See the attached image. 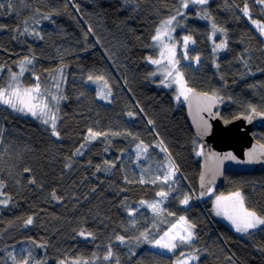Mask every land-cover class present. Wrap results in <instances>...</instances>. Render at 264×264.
Segmentation results:
<instances>
[{
  "label": "trees",
  "instance_id": "obj_1",
  "mask_svg": "<svg viewBox=\"0 0 264 264\" xmlns=\"http://www.w3.org/2000/svg\"><path fill=\"white\" fill-rule=\"evenodd\" d=\"M184 1L189 0H0V85L18 74L25 57L32 63L17 75L21 86L50 87L58 75L61 83L54 108L58 136L51 121L0 104L6 199L0 203V264H23L6 255L20 243L32 245L44 264H90L108 245L111 264H175L181 253H193L195 264H264V226L237 233L213 215L212 196L198 195L200 144L187 123L184 97L173 98L150 62L157 27L179 12L174 33L192 38L184 53L176 49L184 88L219 97L224 119L252 108L264 113V35L253 23L264 25V4L190 0L182 7ZM222 42L226 47L214 51ZM90 75L102 76L108 87ZM109 88L111 95L100 99ZM89 129L102 135L86 139ZM253 137L264 144V127ZM139 144L147 151L137 156L133 149ZM166 157L178 171L150 219L161 233L184 216L196 236L169 254L137 244L144 222L134 223L127 210L160 198L155 175ZM213 190H239L245 206L264 215L263 171H227ZM186 195L189 205H180ZM29 217L32 223L26 224Z\"/></svg>",
  "mask_w": 264,
  "mask_h": 264
},
{
  "label": "snow or ice",
  "instance_id": "obj_2",
  "mask_svg": "<svg viewBox=\"0 0 264 264\" xmlns=\"http://www.w3.org/2000/svg\"><path fill=\"white\" fill-rule=\"evenodd\" d=\"M193 3H199V4H206L208 0H192ZM259 4H264V0H256ZM2 6V5H0ZM187 4H182V7H187ZM244 12V15H248V8L247 4L245 5L244 9L242 10ZM177 14H180L179 12ZM175 16H172L169 19H166L161 22L160 27H157L156 34L152 37L153 41L162 42V36H169V32L171 31L170 26L172 25L173 21L175 20ZM45 19H48V17H45ZM254 24L258 25V28L260 30L261 35H264V25L258 24L257 21H253ZM213 29L222 31L220 29H216V25L213 24ZM36 35H39V33H36ZM169 39L171 37L169 36ZM185 47H187L189 42H192V38L190 36L183 37ZM226 47V43L222 42L221 44L216 45V51L217 49H223ZM168 53L172 58L169 59V64L172 66L173 70L175 71V76L177 78V83L182 84L183 83V77L182 74L179 72L178 69L175 68V65L179 63L178 60H176L175 57V48L169 47L167 45L164 46V48L161 50V56H164L165 53ZM195 59H199L198 57ZM153 64H160V60H150ZM31 64L32 60L25 57L23 61L20 62L21 64V74H23L24 68L23 65ZM168 76L173 75V71H169L167 73ZM37 81L39 80V77L36 78ZM88 79L90 81H103L104 87L107 88V81L104 80L102 76H96L93 78V76H89ZM11 80L13 83H15V87H13V83H10L7 88L0 89V104L7 105L11 109H13L16 112L25 113V114H31L33 117L37 118H43V123L48 124L49 121H51L52 126V135L58 136L59 133L56 131V120L57 116L55 113L52 112L49 104L42 100L43 93L41 92V88L39 83H37L34 87H28V88H21L18 83V77L16 74H13L11 77ZM167 86V85H166ZM191 89L182 88L181 94H185L186 92H190ZM111 95V89L109 88L107 93L105 94H99L100 99H105L106 96ZM61 99L63 97H60ZM53 100H57L56 96H52ZM210 101L215 102L216 99H219V97H209ZM210 110V109H209ZM251 111L253 113H256V109L252 108ZM259 115L264 116V113H257ZM129 116L132 115V113H128ZM149 123H152V121H149ZM102 135L101 133L93 132L91 129H89V136L86 137V139H95L97 136ZM83 147V145H81ZM138 149H143L145 152L147 151V147L139 144L137 145ZM162 151L167 152L166 148H162ZM76 154H80L79 149L77 150ZM198 155L200 153H197ZM224 159H235V157L231 156V154H228L224 157ZM248 162H252L251 156ZM25 171H29L28 169H25ZM178 171L177 168L174 166H170L168 171L164 174L163 182L165 184L168 183V181L176 174ZM159 179V177H157ZM203 179V177H202ZM140 183H145L143 179H141ZM155 183V181H153ZM0 187H2V184H0ZM55 198V194H53ZM157 196L161 197V200L163 198L168 196L167 192H157ZM190 197L185 196L184 199L181 201L182 204L187 205L189 202ZM144 201H141V204H144ZM148 207L152 208L154 212L157 211L159 204L153 203L148 205ZM214 207L216 208V214L221 215L223 214L227 220L230 221L233 228L237 233L247 234L249 233V230L258 229L261 226H264V215L259 214L255 209H250L245 206V197L241 193V191L237 190L235 192L230 193L228 196H217L214 201ZM129 215H132V212H129ZM169 215H172V213H169ZM26 224L32 223V218L29 217L28 220L25 222ZM195 228V225L192 223H189V221L181 216L179 217V220L176 224H172L171 228H169L168 231L164 232L163 236H161L159 239H155L152 241V244L154 247L167 250L168 252H172L180 245H190L191 242L196 239L195 233L193 229ZM81 236H85L84 232L80 233ZM87 236H92L91 233H88ZM141 236L146 238V233H141ZM116 239L120 241L121 243L124 242L125 238L123 236H117ZM113 255L111 247H109L107 251V255L104 257L105 260L109 259ZM184 254L181 253V256ZM189 259H197L196 256H190ZM24 264H28L27 261H24ZM60 264H64L63 261L60 262ZM73 264H87L86 261H74ZM117 264H119V261H117ZM178 264H187L186 260H179Z\"/></svg>",
  "mask_w": 264,
  "mask_h": 264
},
{
  "label": "water",
  "instance_id": "obj_3",
  "mask_svg": "<svg viewBox=\"0 0 264 264\" xmlns=\"http://www.w3.org/2000/svg\"><path fill=\"white\" fill-rule=\"evenodd\" d=\"M209 97L217 96L192 88L186 92L183 103L187 123L200 144L196 178L200 197L207 196L210 188H220L227 171L264 172V144L253 137L255 129L264 127V116L257 114L262 112L250 110L224 119L219 111L220 100L212 102ZM228 154L235 159H224ZM250 156L252 162H248Z\"/></svg>",
  "mask_w": 264,
  "mask_h": 264
},
{
  "label": "rangeland",
  "instance_id": "obj_4",
  "mask_svg": "<svg viewBox=\"0 0 264 264\" xmlns=\"http://www.w3.org/2000/svg\"><path fill=\"white\" fill-rule=\"evenodd\" d=\"M188 2H190V0L189 1H184L183 4H187ZM172 16H175L176 18L173 21L172 25L170 26L171 31L169 32V36L171 37V39H169V36H162V42H157L156 41L154 44H152V47L154 48L156 54L150 60H160L161 61L160 64L151 63L152 66L154 67L155 76L160 79V82H162L163 85H165V86L167 85L168 88L173 89V98L175 100H180L185 95V94H181V89L184 88V85H183V83L182 84L177 83V78L175 76V71L173 70L172 66L169 64V59H171L172 57L167 52L165 53L164 56H161V50L164 48L165 45H167L169 47H173L174 46V48H175V57L174 58L177 60L176 49L180 48L181 52L184 53L186 48L189 45H191L192 42H189L187 47H185L184 40H183V37H185V36L182 35L179 38H177V36L174 33L175 29H176V24L178 22L177 14H172L171 16L167 17L166 19H169ZM166 19H164V20H166ZM164 20H162V21H164ZM160 25H161V23L159 24L158 27H160ZM151 42L152 43L154 42L153 39L151 40ZM184 60L186 61V59H184ZM176 67H177V64L175 65V68ZM169 71H173V75L172 76H168L167 75V73ZM20 73H21V68L19 67L18 68V74H16V76L19 75ZM13 74L14 73H12L10 78L7 79V81H6L4 86H2V84L0 85V89L7 88L10 83H13L12 80H11V77H12ZM59 78H60L59 75L55 76L54 79H53L52 84L50 85V87H44V86H41L39 84L40 88H41V92L43 93L42 100H44L45 102H47L49 104V106H50V108H51L53 113H54V108H55V105H56V100H53L52 96H56L57 97L58 91L60 90L61 83H60V79ZM18 83H19V81H18ZM35 85H36V83L34 85H31V86H28V87H34ZM15 86H16L15 83H13V87H15ZM19 86L21 88H28V87L21 86L20 83H19ZM98 89H99L100 93L104 91L102 86H100V85H98ZM22 114H25V113H22ZM25 115L32 116L31 114H25ZM41 119L43 120V118H41ZM199 148L200 147L198 145V148H197L198 152H199ZM143 152H144V150L142 148L138 149L136 147V148L133 149V154L137 155V156L142 154ZM170 166H174V165L172 163H170L169 160H167V157H166V159H164V163L162 164V171L161 172H157L156 175H155L156 176L157 189L159 190V192H161V191L167 192V190L169 189V186H170V184L172 182V179H173L174 176L168 181L167 184H165L163 182L164 174L168 171ZM147 171L150 172V169H148ZM157 177H159V179H157ZM173 184H176V182H174ZM233 192H235V191H233ZM230 193H232V192H229V193H218L217 194V193H215L213 188H210V190H209L207 195L216 196L217 197V196H220V195L228 196ZM184 197H182V200L184 199ZM216 197L212 198L213 215L215 217H217V218L222 219L230 228H232L235 231V229L233 228V226L230 223V221L227 220L223 214H221V215H217L216 214L217 210L214 207V201H215ZM5 201H6V199L4 197H2L1 187H0V203H3ZM162 201L163 200H161V197H160L156 201H153V202L144 201L145 202L144 204H141V202H140L134 208L130 207L127 210H128V214H129L130 211L132 212V215L131 216L129 215V217H130V219L132 221H134V223H136L135 221L137 219H138L137 220L138 224L140 223L141 220L144 222L143 224H141L140 237H139V239L138 238L136 239V241H138L137 244H140L141 242H146L147 246L150 249H153V250L165 253V254H169L171 252H168L167 250H163V249L154 247L153 244H152V241L155 240V239H159L161 236H163L164 232L168 231L169 228H171L172 224H176L178 222V220H179V217H181V216H179L174 222L170 223L168 225V227L165 228L161 233H157L158 225H156V223H154L150 219L151 214H153L155 212L152 210V208L148 207V205L153 204V203H158L159 207H158L156 212H159L161 210ZM189 203L190 202H188L187 205H189ZM180 205L187 206V205L182 204V203H180ZM141 213H145V214L142 216ZM141 233H146V238L141 236ZM240 234H242V233H240ZM109 247H111V250L113 249V246H110V245L100 247L96 251V253L91 257L90 264H111L112 263L111 261L113 260V255L107 260H105V258H104L107 255V251H108ZM36 253H37V250L32 245L27 244V243L17 244V245H15L13 247H10L9 249L6 250V255H7V259L8 260H13L15 262H22L23 264H24V261H27L28 264H44L43 263V259H41L39 256H38V260L36 259ZM193 255H194L193 253H184V255L182 257H180L179 259H177L175 261V264H178L179 260H186L187 264H195L196 259H194V260L193 259H189V257L193 256ZM65 264H69V263H65Z\"/></svg>",
  "mask_w": 264,
  "mask_h": 264
},
{
  "label": "crops",
  "instance_id": "obj_5",
  "mask_svg": "<svg viewBox=\"0 0 264 264\" xmlns=\"http://www.w3.org/2000/svg\"><path fill=\"white\" fill-rule=\"evenodd\" d=\"M216 196H212V198H215Z\"/></svg>",
  "mask_w": 264,
  "mask_h": 264
}]
</instances>
